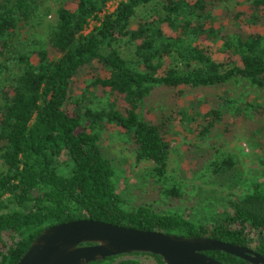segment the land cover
<instances>
[{"label":"trees","instance_id":"16d2710c","mask_svg":"<svg viewBox=\"0 0 264 264\" xmlns=\"http://www.w3.org/2000/svg\"><path fill=\"white\" fill-rule=\"evenodd\" d=\"M112 1L65 0L51 22L44 0H0V264H17L46 228L82 218L207 236L264 255V182L230 199L228 211L207 222L147 203L130 207L101 144L111 127L128 133L137 159L154 163L150 178L170 185L163 195L190 192L172 183L168 168L170 131L184 117L179 107L196 90L216 87L212 103L205 95L201 109L197 131L203 136L222 131L223 112L212 105L240 77L263 92L258 99L264 103V0H120L111 11ZM45 21L46 38L22 36ZM209 43L230 58L216 59ZM81 77L86 85L76 93ZM158 103L167 111L150 112ZM261 106L250 117L258 124H264ZM219 151L187 152L195 178L209 181L236 169L240 157ZM206 253L248 264L224 251ZM149 260L165 264L160 255L142 252L89 264Z\"/></svg>","mask_w":264,"mask_h":264},{"label":"rangeland","instance_id":"374dc122","mask_svg":"<svg viewBox=\"0 0 264 264\" xmlns=\"http://www.w3.org/2000/svg\"><path fill=\"white\" fill-rule=\"evenodd\" d=\"M64 1L44 0L48 9L52 10L47 17L49 21H55V11ZM119 1L113 0L109 5V10H114ZM240 1L244 5L246 0ZM96 23L98 22L93 21L87 32L92 30ZM44 24L37 31L24 29L21 34L25 37L46 38L47 22L45 21ZM209 44L212 46L216 59L228 60L230 58L227 53L217 52V45ZM87 77L76 80V93H81L82 88L86 85ZM246 81L248 80L240 77L239 83H231L226 93L221 94L223 97L215 100L220 102H214L212 105L213 109L223 112V117L217 123V125L222 123L223 129L219 133L212 131L200 136L197 131V127H202L204 122L201 109L208 103L205 101V95H207L206 99L215 96L217 91L212 90H216V87L209 88V92L196 90L189 103L179 107L183 112L180 114V118L184 117L180 120L181 122L173 123L170 131L172 144L168 167L169 174L173 177L172 183L180 182L183 187L187 186L190 190L179 197L163 195L161 191L164 190V187H171L169 184H156L150 178L154 163L149 160L137 159L130 149L131 141L128 133L118 132V128H109L108 132L103 135L101 144L105 156L112 161L116 170L114 177L116 186L130 207L147 203L154 205L159 210L179 213L198 222H207L213 220L216 215L222 214L223 211L227 212L226 206L230 199L236 200L250 191L256 181L264 182V124H258L255 120L250 119L251 113L255 112V105L264 106V103L258 99L261 98L263 92L254 87L252 89V86L246 84ZM221 89H218V93L222 91ZM250 99L254 100L251 106L247 103V100ZM208 101V105L212 103L210 99ZM119 105L125 107L127 104L123 99H120ZM153 110L167 111V107H161L158 103L150 112ZM236 114L239 115L236 119L241 116L243 118L234 122ZM188 146H191L190 150H188ZM216 149L220 150L219 153L237 154L240 157V162L236 169L227 175L213 177L209 181L195 178L196 173L187 160V152L191 151L190 153L193 155L195 153L205 155ZM1 168L3 165L0 158ZM148 263L156 264L150 260Z\"/></svg>","mask_w":264,"mask_h":264},{"label":"water","instance_id":"95a60500","mask_svg":"<svg viewBox=\"0 0 264 264\" xmlns=\"http://www.w3.org/2000/svg\"><path fill=\"white\" fill-rule=\"evenodd\" d=\"M207 251H224L248 264H264V255L245 246L207 236L127 227L90 218L52 225L31 243L17 264H89L134 252L160 255L165 264H241L222 262Z\"/></svg>","mask_w":264,"mask_h":264}]
</instances>
